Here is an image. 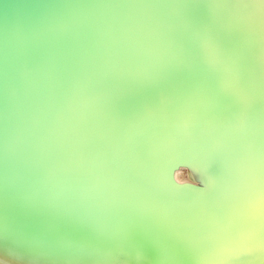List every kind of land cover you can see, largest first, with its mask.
I'll list each match as a JSON object with an SVG mask.
<instances>
[{"label": "bare ground", "instance_id": "6f19581e", "mask_svg": "<svg viewBox=\"0 0 264 264\" xmlns=\"http://www.w3.org/2000/svg\"><path fill=\"white\" fill-rule=\"evenodd\" d=\"M122 1L129 6L141 0ZM217 1L152 0L149 21L159 26L157 45L167 50L162 54L164 64L159 59L153 63L143 52L127 57L131 32L122 20L115 59L123 77L137 80L125 89L108 91L93 69V57L115 26V8L109 0H0V199H26L21 201L33 211L27 210L24 217L34 230L40 222L54 220L68 227L62 237L68 233L78 237L87 224L86 238L70 242L72 249L92 235L106 241L102 251L89 252L102 256L100 261L64 254L59 242L49 245L45 260L263 264L264 218L235 234L248 213L243 206L264 200V177L247 180L239 188L214 170L210 156L237 147L247 156L252 147L264 146V0ZM72 26L74 30L68 31ZM179 71L184 83L176 78ZM219 75L221 79L211 81ZM198 99L208 101L214 111L228 112L222 116L228 136L216 150L201 155L208 176L205 185L165 197L162 218L180 225L160 221L151 209L143 227L156 239L160 235L163 243L135 238L140 226L128 213L136 196L125 198L122 211L112 207L95 219L94 210H107L99 203L124 186L130 174V166L119 155L123 145L124 151L133 150L128 147H135L142 130L169 104L165 101L192 111ZM234 110L252 115L246 133L245 125L233 119ZM259 153L257 158H263L264 151ZM176 175L177 171L174 181L183 185ZM58 188L74 190L62 195L68 210L63 215L47 202ZM241 240L254 242L253 255L233 259L229 249ZM55 254L68 258L57 263Z\"/></svg>", "mask_w": 264, "mask_h": 264}, {"label": "rangeland", "instance_id": "374dc122", "mask_svg": "<svg viewBox=\"0 0 264 264\" xmlns=\"http://www.w3.org/2000/svg\"><path fill=\"white\" fill-rule=\"evenodd\" d=\"M75 22L78 25L80 19ZM73 30L74 26L69 28L68 31L72 32ZM222 53L225 54L224 51ZM221 77L222 75L212 76L211 81L216 82ZM200 84L204 85L206 83L201 81ZM166 102L169 104L161 110L160 115L157 116L158 118H154L142 130V134L137 137L135 147H128L129 149L133 148L132 151H124L123 149H126L124 145L120 151V147L116 150L119 151V155L124 157V162L130 166L128 168L130 174L127 176L124 186H120L121 188H118L112 196L99 203L104 207V210H107L102 212L94 210L92 214L95 219H98L97 214H105L112 207L118 210L120 208V211H122V205L126 204L125 198L136 196L132 199L131 212L128 213V216L133 217L137 225L140 226L135 238L151 243L157 241V244L163 243L162 237L159 235L156 239L153 232L146 230L147 226L143 227L145 222L142 221H147L148 212L152 209L160 221L164 219V221L176 226L180 225L172 218H162L165 215V211L163 213V209L166 208L165 197L176 191L190 190L195 192L196 188L193 185H205L208 176L207 170L202 164L203 157L201 155L207 151L216 150L220 147L222 139L228 136L222 118V116L228 115L227 111H214L208 101L200 99L196 100L198 107L192 111H188L182 106L171 105L173 101ZM234 111L237 113H235L233 119L236 122L239 121L242 126L245 125L243 132L246 133L245 131H249L252 126L250 120L252 115L248 111ZM252 114H256V112L253 111ZM144 135L145 137H143ZM255 144L256 140L253 141V145ZM261 149L264 151V146L252 147L251 151L253 152L247 156L246 152L238 147L233 150H218L217 153L215 151L210 156V161L214 170L221 177L225 174L222 177L225 181L233 182L240 188L247 180L257 181V179L264 177V157L257 158L261 155L259 153ZM175 171H177L176 176L178 179L185 184H177L174 181L173 174ZM66 191L70 193L74 190L58 188L52 190L47 197V202L53 205L54 210H60L57 212L58 214L63 215L68 212L63 207L67 205V202L64 203L66 198L62 197ZM0 200V222H2L3 228V232L0 234V264H56L44 259L46 252H49V245H55L56 242L60 243V250L64 254L74 252L82 257L88 255L89 259L97 257L98 261L103 258L100 255L96 256L89 253L90 251L96 252L98 249L99 252L102 251L101 247L106 243L105 240H95V235L87 238L82 246L76 247L77 249H72L69 245L73 243L74 239L86 238L84 236H87V230H89L87 224H84L86 232L78 237L69 233L62 237L61 233H65L68 227H65L64 222H55L54 220H51L48 224L40 222V226L34 230L35 227H32L30 221H27L24 217L27 210L33 211V207L29 206L26 201H21L26 199H21L20 202ZM248 204L247 207L243 206L248 213L244 215V224L237 225L235 236L247 231L253 226L254 222L264 218V200H261L260 203L252 200ZM82 223L83 221L81 225ZM68 240L69 243H66ZM247 245L250 252L237 256L250 257L253 255L254 242L248 240ZM171 246L174 245L171 243ZM64 254H55L53 261L63 262V258L67 257ZM262 263L264 264V261Z\"/></svg>", "mask_w": 264, "mask_h": 264}, {"label": "water", "instance_id": "95a60500", "mask_svg": "<svg viewBox=\"0 0 264 264\" xmlns=\"http://www.w3.org/2000/svg\"><path fill=\"white\" fill-rule=\"evenodd\" d=\"M109 1L110 6L115 8V11H113L114 15H116L115 26L109 32L108 37H105L99 44L97 54L93 57V69L98 75V79L106 85L108 91H112V89L118 91L122 87L125 89V85L137 80L136 77L132 79L123 77L118 71L115 59V52L121 41V31H124L123 21L131 32L127 57H134V54L139 57L138 53L141 52L142 54L143 52V55L147 53L146 57L151 58L153 63L154 59L155 61L159 59L164 64L162 54L164 52L167 54V50L158 48L157 38L160 39L159 26L149 21L152 13L150 10L152 0H141L138 5L130 4L129 6L122 0ZM208 1L218 3L217 0ZM129 11L133 12L132 15H128ZM156 63L158 62L156 61ZM167 65H170L169 60L166 62ZM167 75L171 78L169 73ZM176 78H180L183 83L185 82L184 75L180 71L177 73Z\"/></svg>", "mask_w": 264, "mask_h": 264}, {"label": "snow or ice", "instance_id": "6c2138e0", "mask_svg": "<svg viewBox=\"0 0 264 264\" xmlns=\"http://www.w3.org/2000/svg\"><path fill=\"white\" fill-rule=\"evenodd\" d=\"M2 222H0V234H2ZM229 252L231 253L232 258L234 259L239 254H247L250 252V248L247 245V241L241 240L240 242L234 244L230 249Z\"/></svg>", "mask_w": 264, "mask_h": 264}]
</instances>
